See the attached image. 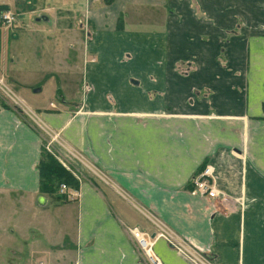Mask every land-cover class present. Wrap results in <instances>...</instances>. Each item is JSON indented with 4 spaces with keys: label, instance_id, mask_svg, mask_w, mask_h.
<instances>
[{
    "label": "crops",
    "instance_id": "0c3cea01",
    "mask_svg": "<svg viewBox=\"0 0 264 264\" xmlns=\"http://www.w3.org/2000/svg\"><path fill=\"white\" fill-rule=\"evenodd\" d=\"M50 1L0 0V11L21 9L38 24L51 19V30L37 25L24 39L45 40L57 55L70 45L73 29L68 13L62 19L60 4L49 7ZM97 1L84 0L91 39H83V94L60 87L59 102L35 113L104 181L84 176L77 190L67 187L75 194L71 201L59 189L55 196L40 193L42 136L0 94L3 259L9 261L18 235L24 264H149L130 230L152 238L158 221L214 264H264V41L250 47L242 77L221 81L217 66L202 57L214 53L202 38L218 33L213 0L206 18L194 12L192 0ZM197 5L200 11L208 4ZM49 11L58 12L48 19ZM7 30L0 25V75L15 88ZM142 37L146 45L139 44ZM170 49L195 55L189 76L174 72L182 63L157 60ZM62 63L50 76L68 87L70 80L60 79ZM204 164L213 168L216 198L192 191L190 181ZM152 251L162 264H191L163 239Z\"/></svg>",
    "mask_w": 264,
    "mask_h": 264
},
{
    "label": "rangeland",
    "instance_id": "374dc122",
    "mask_svg": "<svg viewBox=\"0 0 264 264\" xmlns=\"http://www.w3.org/2000/svg\"><path fill=\"white\" fill-rule=\"evenodd\" d=\"M52 1L53 3L50 1L51 3L48 2L47 6L56 7V4L59 3L60 5H57V7L59 8L60 6V10H62L60 16L62 17V19H65L67 18L65 16L68 13L70 18L69 20H67L70 24L69 26L73 29V34L69 36L70 45L68 43L66 45H62L60 54L52 55V53L50 52V47L46 45L45 40H43L41 44L36 43L35 45V43H32L33 41L30 42L29 39L25 41L24 39V37L26 36H31L30 32L32 33L33 31H36L35 29H38L37 25L42 27V29L44 30H51L52 28L50 26L52 25V20L49 18H52L54 13L58 11L47 12V16H51H46L49 20L47 22L42 20V22L38 24L35 22V18H33L29 13L23 11L21 12V9H18V12L21 13V16H18V12L11 11L16 15V19L13 25L6 27L5 25L0 24L2 27L11 29L6 31L8 32L6 33L8 41L11 42L10 45L8 44V46H6V49L9 53V58L14 60L13 68L17 72L18 84L15 88H13V86L9 84L5 77H2L0 75V79H2L7 89L21 98L25 105H27L34 112H37L38 109L47 106L50 101L58 103L59 98L57 96V89L60 87H62L61 90L63 91V93L66 92V94L70 92L69 90L72 87L73 90L79 92L80 97L84 92V87L81 86L84 81L82 72L83 39L85 40V42H89L91 38L89 33L90 23H87L86 18L83 19V16L86 9L89 11V1L87 3V7L84 3V0ZM71 1H74V3H76L74 7L69 6ZM106 1L107 0H99L97 2L102 5L106 3ZM198 1L199 0H192L194 5L193 8L196 9L194 12H197L198 14H201L206 18L205 15L210 13V11H205V8H211V0H203L204 5H208L204 6V10L200 11L198 10ZM217 2L218 4L216 8L213 0V8L215 7L214 10H216V13L219 15V22L217 24L218 33L214 35L212 39H209V37L202 38L203 42L208 41L205 43H207L208 45L212 44L214 53H212V58L209 54L202 55V57L204 58L203 61H211L214 65L217 66V77L222 81L223 79H227L228 77L230 78V76H232L233 74L236 78L242 77L244 62H248L247 57L250 47L259 45L260 41H264V39H261L259 37L260 34L264 35V20H260L259 17L260 12L264 13V0H217ZM28 7L34 8L35 6L32 5ZM16 8L19 7L16 6ZM26 11H29V9H26ZM206 24L210 26V22ZM211 24L213 25V27H215V22H211ZM58 25H60L61 27L66 26L65 20L64 22H61L60 20V22H58ZM155 40L156 45L160 44V47L164 45L162 39ZM139 44L146 45L147 38L142 37L139 40ZM65 48L67 50H65ZM170 50V54H165L160 51L157 55V60H169L173 62L176 61L177 63L180 62L182 63V65L177 66L174 72L176 74H179L180 76H189L194 68L196 60L195 55L188 53L183 58L179 57L181 55L178 54L177 51L176 53H174L173 49ZM66 51H68L69 53L66 54ZM142 55L144 57L145 53L140 52L139 58H141ZM22 59L25 60V65H23L24 62H22ZM61 62H63L62 65H67L66 67H68L69 69L68 71L64 70L66 67L61 66V68L63 69L62 72L64 74L62 75V77H60V79H69L70 81L69 83H67V85H70L68 87H63V85H56L57 81H54L56 80V78L53 77L52 79V77L50 76L51 72H49V70L52 67H56ZM214 65L213 67L215 68ZM22 66L25 67V69H23ZM38 66L40 68L39 70L34 69V67ZM59 73L60 75L62 74L61 70ZM65 73L69 74L66 75ZM52 74V76H55L54 73ZM32 84H39L35 88L40 89V91L37 93H33L34 88L32 87ZM6 92L8 93L7 90ZM1 93L2 92L0 91V94ZM11 108L15 109L17 111V114L21 118L27 119L28 122L36 127V129L42 136V147L44 148V144L48 138L46 134H44L40 130L39 127H43V125H46V123L38 117L42 121V123L39 122L41 126L38 127V125L34 123L33 119H31L26 113H24V111L18 108H14V106H11ZM59 136L61 137L60 133ZM69 151H72L77 157L70 155L68 153ZM62 153L69 160V167L72 169L73 173L77 175L78 182H80L84 178V176L86 177L90 174L92 175V173L87 170L82 165V163H80L79 159L82 160V158L79 156L81 155L80 153H77L68 146L67 149H62ZM12 200L15 202V199ZM19 242L20 241L18 235L13 237V240L10 243V247H12V255L9 258V261H5L3 259L4 256L2 255V251L0 252V264H24V262L20 261L21 256ZM0 248H2L1 245ZM37 262H33L30 264H37Z\"/></svg>",
    "mask_w": 264,
    "mask_h": 264
},
{
    "label": "built area",
    "instance_id": "2783aa9c",
    "mask_svg": "<svg viewBox=\"0 0 264 264\" xmlns=\"http://www.w3.org/2000/svg\"><path fill=\"white\" fill-rule=\"evenodd\" d=\"M15 19L16 15L10 11L2 12L0 14V24L5 25L6 27L13 25ZM0 91L2 92L1 95L3 101L8 102L10 105L12 104L11 106H14V108L21 109L31 119H33L34 123L37 124L38 127L41 126L39 122L42 123V121L38 118V115L25 105V103L15 93L7 89L2 79H0ZM50 105L53 106L52 104ZM39 128L48 138L44 144L45 150L52 154L78 180L77 175H75L69 167V160L62 153V149H67V145L59 136V132L53 131L47 125H43V127ZM68 153L77 157L72 151H69ZM79 156L82 158V160L78 158L80 163H82V165L93 175L104 181V178L94 169V167H92V165H90V163H88L81 155ZM190 184L192 186V191L198 193L199 195L206 196L208 198H216L221 195V193L216 189L213 178V168L209 164H204V166L196 172V174L192 177ZM59 190L68 200L75 197L74 193L67 190L65 184H60ZM154 224L157 230L152 238L148 234L140 232L136 229L130 230L149 264H162L159 258L152 251L153 243L156 239H163L191 264H214L204 253L187 243L175 232L166 227V225L158 221H155Z\"/></svg>",
    "mask_w": 264,
    "mask_h": 264
},
{
    "label": "trees",
    "instance_id": "16d2710c",
    "mask_svg": "<svg viewBox=\"0 0 264 264\" xmlns=\"http://www.w3.org/2000/svg\"><path fill=\"white\" fill-rule=\"evenodd\" d=\"M2 9L3 8L0 7V10ZM1 13L0 11V14ZM37 169L39 176V192L42 194L55 196L60 184H65L66 187L74 190H77L79 187V182L73 174L43 147L40 152ZM58 198L64 199L61 197Z\"/></svg>",
    "mask_w": 264,
    "mask_h": 264
},
{
    "label": "water",
    "instance_id": "95a60500",
    "mask_svg": "<svg viewBox=\"0 0 264 264\" xmlns=\"http://www.w3.org/2000/svg\"><path fill=\"white\" fill-rule=\"evenodd\" d=\"M40 89H34L35 92H38ZM154 236V235H153Z\"/></svg>",
    "mask_w": 264,
    "mask_h": 264
}]
</instances>
